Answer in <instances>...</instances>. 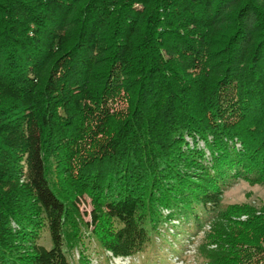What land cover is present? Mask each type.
Segmentation results:
<instances>
[{"label": "trees", "instance_id": "trees-1", "mask_svg": "<svg viewBox=\"0 0 264 264\" xmlns=\"http://www.w3.org/2000/svg\"><path fill=\"white\" fill-rule=\"evenodd\" d=\"M261 123L264 0H0V264H68L88 227L101 250L143 255L159 205L196 234L227 210L226 178L193 179L262 178ZM238 225L205 244L233 257L264 212Z\"/></svg>", "mask_w": 264, "mask_h": 264}, {"label": "rangeland", "instance_id": "rangeland-1", "mask_svg": "<svg viewBox=\"0 0 264 264\" xmlns=\"http://www.w3.org/2000/svg\"><path fill=\"white\" fill-rule=\"evenodd\" d=\"M111 106L114 110L123 111L126 102L123 98H117ZM262 126L264 123H261L258 128H262ZM188 140L191 143L189 138ZM197 145L203 147L204 143L199 140ZM236 148H239V143L236 144ZM204 150V157L208 161L210 159L209 151ZM85 154L87 155V152ZM53 162L54 158L51 156L48 159L50 168H52ZM208 163L203 162V166H209ZM208 170L204 167V173L200 175L199 179H193L196 182L203 179L200 181V185H197L199 186V191H197L202 192L203 188H206L204 187L205 183L213 188L214 182H217L216 178H226L223 185L215 189V192L219 194V201L227 210L209 225L200 228L196 234L190 231V220L184 215L177 214L174 208L159 205L158 212L161 219L155 225L154 231H151L154 240L153 251L143 253L144 256L142 254L127 256L115 255L108 249L101 250L94 239L95 236L89 233L90 227H88L83 232V246L79 244V246L75 245L70 249L64 246L63 250L68 264H202L206 252L210 255L220 252L226 258L231 257L234 264H264V234L258 233L256 240L254 239L250 246L235 248L239 251L233 257L228 255V251L224 247L219 249L214 244H205L207 243L205 238L216 240L218 235H222L228 230L234 233L242 231L238 222L264 212V176L257 179L230 178L226 172L219 176H213ZM229 173L232 174L233 169H230ZM18 184L28 186L26 174L19 177ZM78 206L81 219L84 222H89V212L95 208V205L88 191H84V194L79 197ZM39 242L46 247L51 246L48 233L44 229L41 230Z\"/></svg>", "mask_w": 264, "mask_h": 264}]
</instances>
